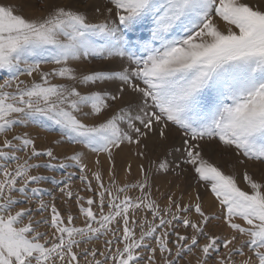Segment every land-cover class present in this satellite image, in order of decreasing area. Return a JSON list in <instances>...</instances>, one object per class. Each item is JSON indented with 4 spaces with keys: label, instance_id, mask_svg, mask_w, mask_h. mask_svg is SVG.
Instances as JSON below:
<instances>
[{
    "label": "snow or ice",
    "instance_id": "1",
    "mask_svg": "<svg viewBox=\"0 0 264 264\" xmlns=\"http://www.w3.org/2000/svg\"><path fill=\"white\" fill-rule=\"evenodd\" d=\"M37 3L42 15L26 16ZM93 13L102 18L57 0L0 3V264H264V179L245 171L242 190L203 155L215 141L238 163L264 165V0H103ZM87 61L104 67L70 66ZM29 126L73 151L38 147L17 132ZM153 137L165 158L140 163L135 182L129 163L120 183L116 156L128 148L146 159ZM82 149L95 154L91 167ZM175 169L210 190L220 214L206 213L198 191L161 204L154 173ZM220 220L228 234L208 230Z\"/></svg>",
    "mask_w": 264,
    "mask_h": 264
},
{
    "label": "rangeland",
    "instance_id": "2",
    "mask_svg": "<svg viewBox=\"0 0 264 264\" xmlns=\"http://www.w3.org/2000/svg\"><path fill=\"white\" fill-rule=\"evenodd\" d=\"M17 0H0V3L5 4H15ZM60 4H75L77 8H79L81 11L86 12V14L89 15V18L93 20L94 22L98 19H101L102 17L99 16V14L93 13V5H99L103 6V0H57ZM249 2H254V0H249ZM97 3V4H96ZM44 9L41 7L39 3L36 4V6L31 10V12L25 11V15H30L32 17L40 16L42 15ZM70 66H74L77 68L78 73H87L91 69L101 68L104 67L103 64H101L98 61H87V62H70ZM53 65H43L42 70L44 71H50ZM8 74L6 72H0V81L3 80ZM21 79H24L26 82L30 83L32 78L30 77H21ZM37 80H39V77H36ZM53 83H67L66 81H61L58 78H53ZM79 90L82 91V93H86L89 90L92 91H114L113 88H104L100 87L97 88L95 86H78ZM118 110V106H113V111ZM109 113H106L107 115ZM103 118V117H102ZM94 118L89 116L87 118L88 122H93ZM19 131H28L33 138L37 140V145L39 146H53L55 150L58 153L61 154H68L73 151V147L69 146L67 144L62 145L60 147H56L52 144V142L56 139H58V135L56 132H48L45 129L37 128L34 126H29L26 129H17V132ZM155 141H154V140ZM151 142V145H147V142ZM155 138L148 139L144 143L147 145L146 149H143L146 151L147 158L146 159H138L133 154L134 150L125 148L124 151L120 152L116 156V175L117 180L120 183L125 182L126 178V169L127 165L131 163V175H127V180L131 182H135L136 179L141 178L139 176L138 172V165L140 163H143L145 168L147 169L149 167V160H156L158 158H165L164 156V148L161 147L160 143ZM149 144V143H148ZM180 140L178 137H171L167 148L168 151L172 152L174 148L179 147ZM79 147V146H77ZM203 155L207 160H209L210 163H213L217 167H219L225 174L234 175L238 186L241 187L242 190L250 191L249 187L243 180V173L247 171L249 175H252L254 179L257 181H261L264 179V165L259 164V162H245L244 164L238 163V157L234 155V153L231 150L225 149L222 145H220L218 142H211V143H205L203 145ZM85 153V162L89 164V166H92V163L96 159L95 154L89 152L87 149H82ZM22 155V154H21ZM178 156V153L173 152L172 155L167 156L166 158L172 162L173 168H175V163H177L176 157ZM235 156V157H234ZM42 160L44 158H41ZM101 162L104 165V172H105V183H108V176H107V169L108 165L105 161V158L103 156L100 157ZM259 165V166H258ZM260 165L262 167H260ZM181 167H184L181 165ZM252 168V169H251ZM259 169V170H258ZM72 171H75L74 169ZM252 171V172H251ZM39 172L41 174L46 175H55L57 178H59L62 174V170H57L55 173H49L45 169H40ZM180 169H175V172H169L168 174H161V173H154V179H153V195L154 197H157L161 204L165 202L166 195L175 193L176 197L179 198L183 196V202L187 203L189 196H194L195 193L198 191L202 197L203 202V208L209 215H218L220 214V209L218 206V203L215 201L214 197L211 195L210 190L206 189L203 186H197L196 182L194 181L191 172L187 173H181L177 175L176 173H179ZM260 175V176H259ZM74 189L79 190L80 188V182L74 178ZM44 187H48V185H43ZM157 189L159 191H157ZM82 195H89V193L82 192ZM132 195H138V192L135 190L130 193ZM163 194V195H162ZM57 206L61 209L62 213L65 211V207L62 204L60 199H57L56 201ZM73 214H76L77 209H72ZM77 225L82 224V218L77 219L76 221ZM242 223V221H239ZM43 230V229H42ZM208 230L210 232H214L217 234H228V230L224 226L222 220L220 221H212L210 222L208 226ZM102 247V240L100 242V245ZM245 252L247 253V247H245ZM192 262V264H195V257L189 258ZM237 260L242 259V257L237 256Z\"/></svg>",
    "mask_w": 264,
    "mask_h": 264
},
{
    "label": "bare ground",
    "instance_id": "3",
    "mask_svg": "<svg viewBox=\"0 0 264 264\" xmlns=\"http://www.w3.org/2000/svg\"><path fill=\"white\" fill-rule=\"evenodd\" d=\"M100 1V0H99ZM97 4V3H96ZM154 138V137H153ZM154 140V139H153ZM148 141V140H147ZM155 141V140H154ZM157 142V141H156ZM149 143V144H148ZM147 145H151V142H150V140H149V142H147ZM235 157V156H234ZM259 166V165H258ZM260 167H262L261 165H260ZM252 169V168H251ZM259 170V169H258ZM252 172V171H251ZM260 176V175H259Z\"/></svg>",
    "mask_w": 264,
    "mask_h": 264
}]
</instances>
